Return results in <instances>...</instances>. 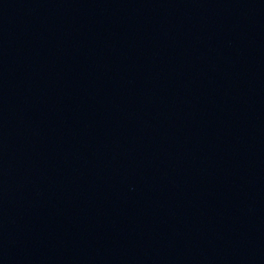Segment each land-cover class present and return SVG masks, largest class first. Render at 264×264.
<instances>
[{"label": "water", "instance_id": "95a60500", "mask_svg": "<svg viewBox=\"0 0 264 264\" xmlns=\"http://www.w3.org/2000/svg\"><path fill=\"white\" fill-rule=\"evenodd\" d=\"M0 264H264V0H0Z\"/></svg>", "mask_w": 264, "mask_h": 264}]
</instances>
